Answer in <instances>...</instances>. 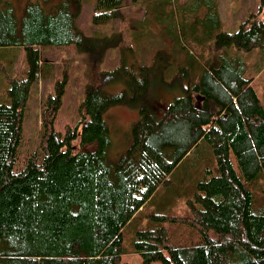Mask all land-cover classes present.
Instances as JSON below:
<instances>
[{"label": "trees", "instance_id": "obj_1", "mask_svg": "<svg viewBox=\"0 0 264 264\" xmlns=\"http://www.w3.org/2000/svg\"><path fill=\"white\" fill-rule=\"evenodd\" d=\"M126 1L96 0L93 22L116 19ZM43 2H28L19 16L0 0V49L23 48L26 63L9 103H0V264H126L125 226L184 163L194 184L187 212L146 217L185 224L195 240L174 243L160 223L137 230L132 250L144 264H264V105L245 77V62L232 54L264 50L263 8L228 33L220 30L216 2L195 0L205 15L190 23L183 41L175 39L169 54L166 48L156 53L175 67L183 95L159 118L142 110L131 145L116 160L107 156L102 114L127 96L131 102L143 95L157 60L138 76L128 73L131 93L107 95L87 85L81 118L64 134L53 124L63 93L56 83L40 110V143L16 170L25 98L43 77L40 48L72 44L95 54L112 46L101 40L96 47L79 31L80 0ZM93 142L94 149H83Z\"/></svg>", "mask_w": 264, "mask_h": 264}, {"label": "rangeland", "instance_id": "obj_2", "mask_svg": "<svg viewBox=\"0 0 264 264\" xmlns=\"http://www.w3.org/2000/svg\"><path fill=\"white\" fill-rule=\"evenodd\" d=\"M5 1L13 5L19 16L28 2L44 3L43 0ZM95 1L80 0L76 26L85 36L92 39L96 47L101 40L109 41L112 46L99 50L97 48L98 52L95 54L78 51L77 46L72 44L46 45L40 48L43 77L31 84L25 98L26 106L21 124L23 137L17 150L16 170L22 167L25 158L40 143V110L48 97L55 95L56 83H63L62 86L57 85L63 89V93L60 96L61 106L57 109L53 124L57 132L64 134L67 127L74 128L81 118L78 109L87 85L100 87L107 95L118 94L123 90L131 93L127 82L131 79L128 73L138 76L145 66L152 64L154 58L157 60V66L147 74L148 87L143 95L135 97L131 102L127 96L124 103L110 106L102 114L110 138L107 156L112 161L125 153L131 145L133 128L141 118L142 110L159 118L167 105L183 95L179 88V79H173L175 67L167 65L165 60H162V54L158 53L159 57L156 53L166 48L169 54L175 39L184 40L182 35L191 31L189 25L194 19L205 15L206 7L197 6L195 0H170L171 4H166L165 0H127L116 19L105 24H95L92 19ZM214 1L219 12L221 31L235 33L240 24L247 21L249 15L258 12L260 6L263 8L264 18L262 0ZM196 36L199 37V34ZM191 38L192 35L189 34L184 43H181L186 44ZM232 54L245 62V77L252 79L253 90L264 105V50L253 49ZM24 57L25 53L21 47L0 53V103H9L10 89L24 77ZM179 58L182 60L183 56L179 55ZM78 131L80 132L79 126ZM78 142V137L72 141L75 150L78 148ZM94 147L95 142L87 144L83 149L92 150ZM185 165L186 163L172 171L170 184L160 186L142 212H137L125 226L123 240L126 251L121 258L123 263L144 264L141 256L132 250L135 232L162 223L146 215H183L187 212L186 201L192 195L194 184L186 175L188 168ZM162 225L167 229L168 238L174 243L188 244L196 238V234L185 224L166 221Z\"/></svg>", "mask_w": 264, "mask_h": 264}, {"label": "crops", "instance_id": "obj_3", "mask_svg": "<svg viewBox=\"0 0 264 264\" xmlns=\"http://www.w3.org/2000/svg\"><path fill=\"white\" fill-rule=\"evenodd\" d=\"M4 51H6V50H4ZM4 51H3V49H0V53H3L4 54ZM12 68V67H11Z\"/></svg>", "mask_w": 264, "mask_h": 264}]
</instances>
